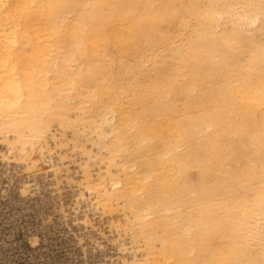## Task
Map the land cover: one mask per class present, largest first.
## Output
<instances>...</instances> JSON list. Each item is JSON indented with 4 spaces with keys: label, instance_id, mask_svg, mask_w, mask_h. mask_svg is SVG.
Wrapping results in <instances>:
<instances>
[{
    "label": "bare ground",
    "instance_id": "6f19581e",
    "mask_svg": "<svg viewBox=\"0 0 264 264\" xmlns=\"http://www.w3.org/2000/svg\"><path fill=\"white\" fill-rule=\"evenodd\" d=\"M262 23L264 0H0L7 146L37 168L53 123L80 147L94 132L110 151L86 186L123 203L145 243L134 264H264ZM113 51L139 55L136 86L106 82Z\"/></svg>",
    "mask_w": 264,
    "mask_h": 264
},
{
    "label": "rangeland",
    "instance_id": "374dc122",
    "mask_svg": "<svg viewBox=\"0 0 264 264\" xmlns=\"http://www.w3.org/2000/svg\"><path fill=\"white\" fill-rule=\"evenodd\" d=\"M262 25L256 31L264 47ZM186 26L181 27L182 31L192 34L191 24ZM173 27L176 29L177 23L170 25ZM171 43L174 45V40ZM160 52V57L168 55L164 61H171L170 48ZM115 53L107 58L103 70L106 82L116 87L136 86L130 78L137 73L134 67L139 55L121 59ZM151 65L149 60L140 62L142 71ZM99 75L98 79L103 80L104 76ZM71 115L75 117L76 111ZM1 131L0 135L5 134ZM6 135L14 140L12 133L0 136V246L4 264H134L145 259V243L133 236L136 228L129 220L126 222L123 203L120 207L114 205L110 212L86 186V168L94 179L105 176L110 151L94 144V132L79 135L80 147L75 144L72 129L53 123L47 133L49 147L42 151L37 168H32L28 159L22 161L17 148L9 149ZM191 174L194 176L196 171ZM260 239L258 243L264 245V238Z\"/></svg>",
    "mask_w": 264,
    "mask_h": 264
},
{
    "label": "built area",
    "instance_id": "2783aa9c",
    "mask_svg": "<svg viewBox=\"0 0 264 264\" xmlns=\"http://www.w3.org/2000/svg\"><path fill=\"white\" fill-rule=\"evenodd\" d=\"M2 249H1V246H0V264H4V257H3V254H2Z\"/></svg>",
    "mask_w": 264,
    "mask_h": 264
}]
</instances>
